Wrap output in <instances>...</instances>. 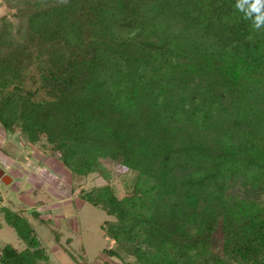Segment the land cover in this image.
Instances as JSON below:
<instances>
[{"label":"trees","instance_id":"obj_1","mask_svg":"<svg viewBox=\"0 0 264 264\" xmlns=\"http://www.w3.org/2000/svg\"><path fill=\"white\" fill-rule=\"evenodd\" d=\"M236 3L0 0V126L107 181L76 196L124 264H264V28ZM108 165L135 174L121 197ZM1 221L24 248L0 264L48 260L21 212Z\"/></svg>","mask_w":264,"mask_h":264},{"label":"rangeland","instance_id":"obj_2","mask_svg":"<svg viewBox=\"0 0 264 264\" xmlns=\"http://www.w3.org/2000/svg\"><path fill=\"white\" fill-rule=\"evenodd\" d=\"M4 12L0 7V15ZM49 157L55 162H50ZM58 163L38 145H29L16 132H4L0 126V171L3 173L0 176V210L8 207L29 219L48 257L39 264L132 262L100 230L101 224L112 218L76 196L81 186L90 189L103 186L107 181L98 175L73 176L60 163L56 166ZM108 169L114 193L121 197L125 187L134 182L135 174L111 165ZM7 244L16 249L24 248L14 230L1 221L0 248ZM62 247L75 258L72 259ZM110 248L120 253L122 260L101 253Z\"/></svg>","mask_w":264,"mask_h":264},{"label":"clouds","instance_id":"obj_3","mask_svg":"<svg viewBox=\"0 0 264 264\" xmlns=\"http://www.w3.org/2000/svg\"><path fill=\"white\" fill-rule=\"evenodd\" d=\"M235 7L251 20L254 30L264 28V0H237Z\"/></svg>","mask_w":264,"mask_h":264},{"label":"crops","instance_id":"obj_4","mask_svg":"<svg viewBox=\"0 0 264 264\" xmlns=\"http://www.w3.org/2000/svg\"><path fill=\"white\" fill-rule=\"evenodd\" d=\"M45 158H47V157H45ZM53 158H54V157H53ZM49 161H50V162H51V161L55 162V159H52L51 157H49ZM56 166H59V163L56 164Z\"/></svg>","mask_w":264,"mask_h":264},{"label":"water","instance_id":"obj_5","mask_svg":"<svg viewBox=\"0 0 264 264\" xmlns=\"http://www.w3.org/2000/svg\"><path fill=\"white\" fill-rule=\"evenodd\" d=\"M3 173L0 171V176L2 175Z\"/></svg>","mask_w":264,"mask_h":264}]
</instances>
